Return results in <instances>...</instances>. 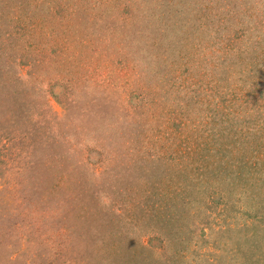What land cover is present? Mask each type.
I'll return each instance as SVG.
<instances>
[{"label": "rangeland", "instance_id": "obj_1", "mask_svg": "<svg viewBox=\"0 0 264 264\" xmlns=\"http://www.w3.org/2000/svg\"><path fill=\"white\" fill-rule=\"evenodd\" d=\"M0 264H264V0H0Z\"/></svg>", "mask_w": 264, "mask_h": 264}]
</instances>
